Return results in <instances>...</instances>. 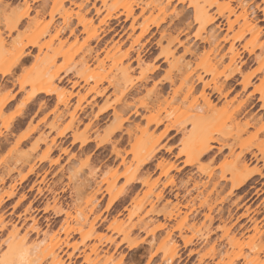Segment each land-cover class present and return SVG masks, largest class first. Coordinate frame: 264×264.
<instances>
[{"label":"rangeland","instance_id":"rangeland-1","mask_svg":"<svg viewBox=\"0 0 264 264\" xmlns=\"http://www.w3.org/2000/svg\"><path fill=\"white\" fill-rule=\"evenodd\" d=\"M240 1L0 0V264H264V0Z\"/></svg>","mask_w":264,"mask_h":264},{"label":"bare ground","instance_id":"bare-ground-1","mask_svg":"<svg viewBox=\"0 0 264 264\" xmlns=\"http://www.w3.org/2000/svg\"><path fill=\"white\" fill-rule=\"evenodd\" d=\"M243 1L244 0H242V2L240 1L241 7L243 6V4H242V3H244ZM96 12H97V9H96ZM198 14H199L198 17H199V19H201V22L203 23V25H207V24L211 23L212 18H210V17H208L206 15V11H205L204 8H199L198 9ZM21 16L22 17H27V10L24 11ZM240 16L243 18L244 22H247L248 21L247 20V17H248L247 16V12L245 11V7L244 6L242 7V12H241ZM232 54H233L232 56L235 55L234 52H232ZM7 70H9V69H7ZM236 72H240V70L239 69L238 70L236 69ZM251 75H253V73H251ZM42 77H43V75L41 73V78L39 76L38 79H35L34 80V84L35 85H38V87L34 89L32 95L30 97H33L34 95H36L38 93H42V92L43 93H49L50 91L53 90V89L47 87L46 85L42 86L40 84V83H42L41 82L42 80L40 81V79H43L45 82H47V80L50 81V82H52L53 77L52 76L51 77H48V79L47 78H42ZM249 78H250V75H249V77L248 76L245 77V79L243 78V80H245L243 82V88L247 87L250 84ZM256 89H258L259 92H260V100L262 101L261 108L264 109V81H263L262 85L260 87L256 88ZM216 90L218 92H221V91H219L220 89H216ZM204 98H205L206 103L208 105H210L212 100L208 97V95L206 97H204ZM8 101H9V98L5 99L2 104L4 105ZM197 111L198 112H202L203 111V107L202 106H198L197 107ZM258 130L259 131H264V120H262V122L260 123V125L258 127ZM207 140H209V138L206 137L203 140H201V141L198 142L199 143V146H198V148L196 150L198 157H203L205 155H208V153L211 151V146H210L209 142H207ZM252 154L254 155V153H252ZM242 163H244V162H242ZM238 173H236L237 175H234L235 177L234 176L232 177V185L231 186H232V188H235V189L242 187L245 183H247L248 181H250V179L252 178V176L254 174L255 175L256 174L261 175L262 172H261L260 169L259 170L258 169H255V170L253 169V170L247 171L246 173H243V174H241V173L238 174ZM32 229H35V228L32 227ZM26 231L24 232V235L22 236V238H24V239L27 236L26 234H28V233H26ZM36 231L38 232L37 229H36ZM13 233L18 234L19 233V230L17 228L16 229H13ZM26 254L27 253H26L25 250H23L22 253L19 254V257L21 258V260H25ZM173 257H174V255L169 256V260H171V258H173ZM166 264H168V263H166Z\"/></svg>","mask_w":264,"mask_h":264},{"label":"crops","instance_id":"crops-1","mask_svg":"<svg viewBox=\"0 0 264 264\" xmlns=\"http://www.w3.org/2000/svg\"><path fill=\"white\" fill-rule=\"evenodd\" d=\"M5 77H6V76L3 77V76L0 75V78H1V79H2V78L4 79ZM17 87H18V86H17ZM28 89H29V88H28ZM15 99H18V95H17V97H16ZM15 99L11 100V101L9 102V104H10V103H14Z\"/></svg>","mask_w":264,"mask_h":264}]
</instances>
